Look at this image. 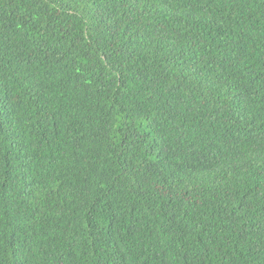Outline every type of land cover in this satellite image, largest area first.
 <instances>
[{"label": "trees", "instance_id": "16d2710c", "mask_svg": "<svg viewBox=\"0 0 264 264\" xmlns=\"http://www.w3.org/2000/svg\"><path fill=\"white\" fill-rule=\"evenodd\" d=\"M0 264H264V0H0Z\"/></svg>", "mask_w": 264, "mask_h": 264}]
</instances>
